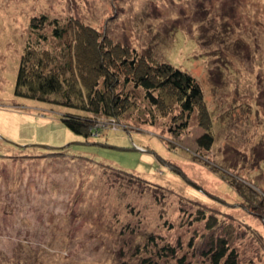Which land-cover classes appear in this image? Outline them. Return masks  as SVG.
I'll return each instance as SVG.
<instances>
[{"label": "rangeland", "instance_id": "1", "mask_svg": "<svg viewBox=\"0 0 264 264\" xmlns=\"http://www.w3.org/2000/svg\"><path fill=\"white\" fill-rule=\"evenodd\" d=\"M43 14L189 72L202 98L183 115L122 73V127L74 133L62 118L80 110L15 94L25 47L61 52L53 25L30 26ZM224 238L236 264H264V0H0V264H138L164 245L212 264Z\"/></svg>", "mask_w": 264, "mask_h": 264}, {"label": "trees", "instance_id": "2", "mask_svg": "<svg viewBox=\"0 0 264 264\" xmlns=\"http://www.w3.org/2000/svg\"><path fill=\"white\" fill-rule=\"evenodd\" d=\"M72 21L68 27L45 14L33 17L32 30L40 32L44 24L53 25L52 34L61 42L62 48L61 52L53 53L39 44L25 47L18 65L17 96L42 101L54 99L59 104L80 110L79 113L65 114L62 120L66 127L84 137L98 134L104 127H122L119 119L133 105L130 96L117 90L122 73L125 76L123 82L128 83L133 77L135 86L143 87L154 103L162 104L164 95H167L179 102L183 115L194 111L203 92L192 74L169 63L148 64L138 55L130 58L124 53L121 57L113 56V53L109 55L110 48H98L101 32L91 26L86 28L80 21ZM40 36L46 40L45 36ZM103 55L108 56L107 62ZM90 56L87 60L86 57ZM155 91L159 92L158 96H155ZM102 116L107 119L102 120ZM187 121L185 116L181 128L188 126ZM214 141L215 136L207 127L199 137V145L209 150ZM226 243L225 238L219 240L215 248L206 252L212 264L222 261L225 264L237 263L235 252ZM135 253L139 255L141 248H137ZM150 253L141 257L138 264H166L169 259L176 261L170 264H189L187 257L178 256L177 249L170 245Z\"/></svg>", "mask_w": 264, "mask_h": 264}, {"label": "water", "instance_id": "3", "mask_svg": "<svg viewBox=\"0 0 264 264\" xmlns=\"http://www.w3.org/2000/svg\"><path fill=\"white\" fill-rule=\"evenodd\" d=\"M137 150V149H136ZM138 150H139V148H138Z\"/></svg>", "mask_w": 264, "mask_h": 264}]
</instances>
